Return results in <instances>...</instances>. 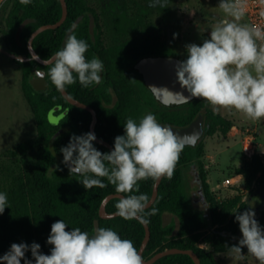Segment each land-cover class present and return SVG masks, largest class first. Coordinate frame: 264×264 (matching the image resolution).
Wrapping results in <instances>:
<instances>
[{
    "label": "trees",
    "instance_id": "16d2710c",
    "mask_svg": "<svg viewBox=\"0 0 264 264\" xmlns=\"http://www.w3.org/2000/svg\"><path fill=\"white\" fill-rule=\"evenodd\" d=\"M107 1V0H104ZM110 3L104 8L123 10L124 0H108ZM68 16L66 21L57 29L46 30L39 34L33 46L39 56L50 59L51 56L63 47L69 29L80 20L76 30L72 33L78 39L87 41L90 45L86 58L90 60L95 53L93 49L104 45L99 31L97 11L88 4V0H66ZM7 6L10 10L5 19V26L1 33L18 56L29 59L31 54L28 41L31 35L44 25L57 23L63 13L60 0H31L28 5H22L19 0H9ZM25 20H33L23 29L20 40H16V33ZM140 29L147 30L141 22L137 23ZM94 29V34L91 29ZM145 47L155 50L154 53L168 55L171 47L165 43L163 46L156 41L144 43ZM23 71V91L28 104L36 119L37 136L34 139L22 142L13 149L0 154V192L7 194L9 206L0 215V256L6 253L12 243L40 244L43 254H50L51 245L47 238L51 232V225L63 219L68 225L66 230L79 227L82 231L93 234L95 221L100 222V227L112 228L121 238L129 239L140 250L146 232L143 224L138 220H125L121 217L102 219L100 207L104 199L116 194L115 186L109 184L106 178H101L107 185L104 188L94 186L91 189L79 182L83 177L70 174L69 167L63 162L60 151L70 142L73 134L78 136L76 106L71 105L57 91L47 75L51 65L44 66L35 60L18 61ZM36 70L45 72V79L49 88L37 91L32 80ZM75 75V73H74ZM66 91L76 100L79 99V81L67 86ZM69 109L68 118H61L57 124L49 121L50 113L61 117L64 110ZM180 123L183 127L204 115L205 135L195 147H185L180 154L171 179L163 178L157 200L146 210L156 208L155 215L146 217L149 220L151 238L143 254L144 260H149L157 253L168 249L178 248L192 250L200 258L202 264H218L215 255L231 253L229 248L239 246L242 233L239 223L235 219V212L249 210L251 205L243 201L242 197L220 203L212 195L208 183V172L205 169L203 157L205 155L204 141L217 132L225 135L234 128L231 121L224 118L218 111L214 112L205 100L192 101L181 105ZM168 111L167 108H165ZM167 119H165L166 121ZM63 127L70 130L62 133L54 143L56 153L61 157L58 161L50 150L51 138ZM94 147L101 152H110L109 149L94 143ZM55 167L54 171L52 168ZM193 167L196 172L199 189L205 197V209L196 207L189 190L186 179V170ZM242 174L245 178V187L250 195L259 194L264 197V163L260 155L256 154L250 161H243L235 175ZM154 182L152 179L139 181V191L120 193L127 195L149 196L153 194ZM117 199L111 200L106 209L115 213ZM174 216L175 223L167 224L166 215ZM264 228V210L255 218ZM242 253H248L247 247L242 248ZM26 257L33 261L31 251ZM21 264H24L23 260ZM155 264H195L189 255L177 254L161 258Z\"/></svg>",
    "mask_w": 264,
    "mask_h": 264
},
{
    "label": "clouds",
    "instance_id": "9594fccd",
    "mask_svg": "<svg viewBox=\"0 0 264 264\" xmlns=\"http://www.w3.org/2000/svg\"><path fill=\"white\" fill-rule=\"evenodd\" d=\"M28 5L31 0H19ZM167 0H153L152 6L166 7ZM264 4V0H261ZM219 10L223 18L210 26V38L202 44H187V58L174 65L177 82L190 94L172 92L167 87L151 86L153 92L164 95L168 101L189 102L191 98H201L212 106L214 112L224 108L241 113L252 121L264 120V27L242 23L248 8V0H220ZM259 15L264 18V10ZM69 35L64 46L50 59L47 75L59 92L79 81L84 88L100 84L103 62L93 55L88 60L86 53L90 47L87 41ZM177 34H174V38ZM19 62H23L17 57ZM75 73V75H74ZM68 112V111H67ZM67 112L65 115L67 116ZM49 121L52 122L51 115ZM124 134L114 139V149L101 152L94 147V132L77 136L73 134L67 146L61 148L63 162L70 174L83 177L79 182L85 189L107 185L101 178L115 186L116 193L139 191L138 182L162 178L171 179L180 154L186 142L194 143L198 134L179 136L171 127L162 125L154 114L148 113L139 119L127 118ZM52 168V167H51ZM54 171V169L52 168ZM147 194L127 195L115 205L116 215L125 220H138L147 225L150 211ZM10 207L7 194L0 192V215ZM242 238L239 246L229 251L243 259L242 248L259 264H264V228L255 219V212L249 210L235 212ZM63 219L51 225L47 244L50 254L40 251V244L12 243L10 249L0 256V264H33L26 257L31 251L35 264H143V257L134 243L121 236L112 228L96 227L93 234L79 227L66 230Z\"/></svg>",
    "mask_w": 264,
    "mask_h": 264
},
{
    "label": "rangeland",
    "instance_id": "374dc122",
    "mask_svg": "<svg viewBox=\"0 0 264 264\" xmlns=\"http://www.w3.org/2000/svg\"><path fill=\"white\" fill-rule=\"evenodd\" d=\"M112 1V0H111ZM123 0H119L122 4ZM108 0H88L99 15V23L105 32L106 45L125 44L132 30H140L138 22L147 30H161L165 39L173 37L175 50L181 59L187 58L186 45L202 44L210 38V26L222 19L224 14L219 10L220 0H167L166 7L152 6L153 0H124L123 10L105 9ZM7 12V8H6ZM4 25V20L1 19ZM242 23H248L246 17ZM0 35V46L11 51ZM22 71L11 56L0 48V154L13 149L16 145L34 139L37 136L35 116L27 103L21 89ZM207 103V102H206ZM207 105L212 108L210 104ZM224 118L231 121L234 128L226 135L217 132L204 141L205 169L208 172V183L213 197L220 203H227L236 197L248 201L255 218L264 210V197L259 194L250 195L245 187V178L237 186L225 188L223 181L237 173V169L246 161L242 152L241 141L248 133L256 138L257 153L264 163V120L252 121L241 113L224 108L218 111ZM53 124L57 118L50 114ZM188 190L198 209L204 210L205 203L200 200L199 184L193 167L186 170ZM167 224L175 223L177 219L167 214ZM243 259L233 253L216 254L218 264H259L249 255L242 253Z\"/></svg>",
    "mask_w": 264,
    "mask_h": 264
},
{
    "label": "flooded vegetation",
    "instance_id": "af4514ba",
    "mask_svg": "<svg viewBox=\"0 0 264 264\" xmlns=\"http://www.w3.org/2000/svg\"><path fill=\"white\" fill-rule=\"evenodd\" d=\"M91 33L94 34V29L91 30ZM99 33L104 45L93 49V52L104 64V71L101 73L102 81L98 85L93 84L87 88L82 87L79 83V99L77 101L90 110L77 107L79 109L77 111L78 136L92 132V123L95 120L94 133L96 137L114 147V139L117 135L124 134L123 125L129 117L139 122V119L144 115L152 113L159 123L174 128L187 127L195 120L180 127L181 105L167 107L160 103L147 86L143 74L136 68L138 62L149 57L181 58V55L175 50L174 36L165 39L161 30H132L131 33L136 36L131 35L134 37L127 40L125 44L106 45L105 32L101 30ZM149 40L156 41L161 46L167 43L171 47V53L168 55L154 53V49L144 46V43ZM68 114L69 109L64 110L61 118L67 119ZM165 119L167 120L165 121ZM61 129L65 130L63 133L70 130L68 127ZM94 143L105 147L96 140Z\"/></svg>",
    "mask_w": 264,
    "mask_h": 264
},
{
    "label": "water",
    "instance_id": "95a60500",
    "mask_svg": "<svg viewBox=\"0 0 264 264\" xmlns=\"http://www.w3.org/2000/svg\"><path fill=\"white\" fill-rule=\"evenodd\" d=\"M61 1V5H62V9H63V13H62V17L61 19L52 25H44L42 27H40L39 29H37L30 37L29 41H28V49L29 52L31 54V57L28 60H35L37 61L39 64L44 65V66H48L45 65L44 61L45 59L41 58L39 56V54L36 52V50L34 49L33 46V42L35 40V38L41 34L42 32L46 31V30H54L59 28L67 19L68 16V7H67V3L66 0H60ZM31 21L33 20H25L20 27L17 30L16 33V38L17 40L20 39V36L23 32V29L26 27L27 24H29ZM80 20H78L73 27L71 28V34L76 30L78 24H79ZM93 30V28L91 29ZM70 33L68 32L67 36ZM67 36L65 38V40L67 39ZM64 40V43H65ZM63 43V46H64ZM182 59L179 57H171V56H159V57H149L146 59L141 60L140 62L137 63L136 68L138 70H140V72L143 74L145 82L147 84V86L149 87V89L152 91V93L154 94L155 98L162 103L163 105L167 106V107H176V106H180V105H184L187 103H190L192 101H199V100H203L201 98H191L189 102H182L180 100H176V101H168L166 100V98L164 97V95L162 93L159 92H153L151 86H156V87H167L169 90H171L172 92H182L185 96H189L190 94L187 92L186 89H182L179 85V83L177 82V78L175 75V70H174V65L176 64V62L181 61ZM36 76L33 78L32 80V85L33 87L37 90V91H43L45 89H47L49 87L48 82L45 79V72L43 70H36L35 71ZM62 95L64 96V98L72 105L76 106V107H84L87 108L86 106H84L83 104H81L79 101H77L76 99H74L66 90L64 92H61ZM90 110V108H87ZM92 111V110H91ZM93 112V111H92ZM52 114V113H50ZM54 114V113H53ZM57 118V122L60 121L61 117H56ZM94 127H95V120L92 123V132H94ZM172 130L174 131V133H177L179 136H185V135H191L192 133H196L198 134V137L196 138L195 142H186V146L185 147H195L199 141L204 137L205 135V130H204V115L201 114L199 115L193 122H191L190 125H188L187 127H183V128H174L171 127ZM64 129H60L52 138L50 141V150L52 152V154L57 158L58 161L61 160V157L56 153L55 148H54V143L55 140L64 132ZM96 141L98 143H100L101 145L109 148L110 150H113L114 147L112 145H110L107 142L101 141L96 137ZM55 169V167L53 168ZM163 178L160 179L158 182L155 183L154 185V189H153V194L152 197L149 201V204L146 206L148 209L150 207H152V205L155 203V201L157 200L158 197V193H159V186L162 182ZM200 194V200L205 203V197L204 194L202 192V190L199 191ZM125 195L120 194V193H116V194H111L109 196H107L101 207H100V217L102 219H113L116 217H119L118 215H116L115 213H109L106 209L108 203L113 200V199H120L122 197H124ZM147 210V209H146ZM145 228V238L144 241L142 243V246L139 250L140 254L143 257V254L146 250V247L150 241L151 238V230L149 225H144ZM96 227H100V222L98 220L95 221V228ZM177 254H183V255H189L193 261L195 262V264H202L199 256L192 250H183V249H178V248H172V249H168L165 250L163 252L157 253L154 257H152L149 260H144L143 259V264H155L158 260H160L163 257L169 256V255H177Z\"/></svg>",
    "mask_w": 264,
    "mask_h": 264
},
{
    "label": "built area",
    "instance_id": "2783aa9c",
    "mask_svg": "<svg viewBox=\"0 0 264 264\" xmlns=\"http://www.w3.org/2000/svg\"><path fill=\"white\" fill-rule=\"evenodd\" d=\"M262 10H264V4L261 3V0H248V8L245 16L248 23L264 27V18L259 15ZM241 144L243 156L246 161H250L254 155L258 154L256 151V138L253 136V134L248 133V135H245L241 141ZM243 180L244 176L242 174L234 175L232 177L226 178L223 181V186L225 188L234 187Z\"/></svg>",
    "mask_w": 264,
    "mask_h": 264
},
{
    "label": "crops",
    "instance_id": "0c3cea01",
    "mask_svg": "<svg viewBox=\"0 0 264 264\" xmlns=\"http://www.w3.org/2000/svg\"><path fill=\"white\" fill-rule=\"evenodd\" d=\"M9 0H0V25H1V19L4 20V25L0 27V35L3 37L2 39L4 40V42L10 46L11 48V51H8L6 50L3 46H0V48H2L3 50H5L10 56L11 58L15 61V63L20 67L21 71H22V68L21 66L18 64V60H17V57H20L22 59V61H26L28 60L27 58H23L21 56H18L15 51L13 50V47L11 46L10 43L7 42V40L4 38V35L1 33V28H3L5 26V19L7 17V13L8 11L10 10V7L7 6V3H8ZM6 8H7V12H6ZM21 37V36H20ZM17 40V38H16ZM20 40V39H19ZM22 82H23V71H22V78H21V89H22V92H23V95H24V91H23V85H22ZM25 97V95H24ZM26 99V97H25ZM27 101V99H26ZM28 103V101H27ZM36 120V119H35Z\"/></svg>",
    "mask_w": 264,
    "mask_h": 264
}]
</instances>
